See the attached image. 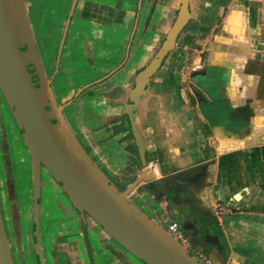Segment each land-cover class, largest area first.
Listing matches in <instances>:
<instances>
[{
    "label": "flooded vegetation",
    "instance_id": "1",
    "mask_svg": "<svg viewBox=\"0 0 264 264\" xmlns=\"http://www.w3.org/2000/svg\"><path fill=\"white\" fill-rule=\"evenodd\" d=\"M116 1L115 4H117ZM171 1H125V9L122 1L120 10L124 12V18L117 15L115 11H113L114 15L108 13L109 9H116L115 4L108 5V0H78L72 14L73 0L69 3L54 2L53 6L49 7L47 20L43 19L46 11L37 9L40 30L37 26L36 36L34 35L36 48L45 76L51 82L55 102L63 107V115L83 148H89L90 154L87 153L101 165L105 157L103 146L113 147L123 143L121 140L123 137H119L120 133L133 137L126 123L127 115L123 112L124 104L121 102L124 98L128 100L129 91L134 86L137 74L151 62L164 45L169 30L177 20L179 8L176 4L171 6ZM233 2L234 0H228L222 5L218 11L219 15L217 14L219 19L214 17V21L206 25L202 39L225 25L228 13L235 6ZM59 9H64V11L59 12ZM190 14L191 19L187 25L192 23L193 26L189 29L202 23L192 16V10ZM189 29L183 30L178 35L175 47L164 57L161 69L174 54ZM216 36L217 33L213 34L210 43ZM107 41L108 44L109 42L116 43L114 51L117 50L114 55H111L114 51L110 53L107 51ZM260 43L264 45V40L260 39ZM197 53L199 54L198 50L192 51L189 60L183 59L182 63L190 60L194 63ZM138 57L143 58L138 59ZM204 62L206 61H202ZM108 63H111L110 68ZM49 65L53 68L52 71L49 70ZM244 70L249 76L253 74L260 76L261 90L264 91V60L260 63H250ZM192 72L189 73L191 79L195 77L212 79L214 75L217 80V78L226 76L225 70L216 71L208 66L203 72L199 70ZM1 99L0 109L4 108L8 112L6 117L0 114V117L4 118L3 121L0 119V204L3 220L14 264H16L14 255L18 239L22 242L23 219L27 220L30 226L33 254L32 257L29 255L28 259L23 260L38 264L34 247L33 160L22 131L14 120L6 101L4 98ZM109 99H114L116 106L109 105ZM216 99L213 100V104H209L212 108L214 104L219 103L218 100L214 103ZM119 104L123 109H115ZM248 108L250 109L249 104L243 107L244 110H249ZM108 110L115 112L108 114ZM72 115L76 119L70 122ZM95 147H99L101 153ZM44 173H46L45 169L42 168L39 233L45 264L47 262L51 264H128L126 260L138 264L87 213L77 211L63 191L56 195L57 199L53 202L54 211H57L56 215L61 221L59 227L53 232L43 234L41 221ZM22 185L30 188L25 198L27 202L21 201L19 197L17 187ZM26 204L30 210L28 218L25 214L27 209L23 208ZM197 215L198 225L196 227L200 231L206 228L211 232L216 231L218 218L215 215L210 212L204 217L201 214ZM75 223L79 224L77 228H75ZM205 224H207L206 227L203 226ZM50 237L52 241L48 247L43 244V240ZM189 237L191 240L192 237L190 235Z\"/></svg>",
    "mask_w": 264,
    "mask_h": 264
},
{
    "label": "crops",
    "instance_id": "2",
    "mask_svg": "<svg viewBox=\"0 0 264 264\" xmlns=\"http://www.w3.org/2000/svg\"><path fill=\"white\" fill-rule=\"evenodd\" d=\"M227 1L216 2L213 18ZM233 3L240 4L243 10L229 23L228 33L223 32L224 26L214 30L217 36L210 43L213 34L202 38L206 25L214 19H199L202 23L189 29L156 77L153 90L143 98L147 162L158 166L159 174L154 182L141 183L130 197L142 199L146 210L155 215L165 209L161 216L173 219L166 215L167 197L151 190L157 181L169 180L173 187L193 192L205 216L209 212L214 215L215 207L220 205L224 210L216 219L225 245V264H264V91L260 76H249L244 70L246 65L264 60V45L249 34L253 26L257 30L253 13L258 1ZM113 11L124 18L120 8L109 9L108 13L114 15ZM197 50L194 63H182ZM206 66L225 70L226 76L218 80L213 91L200 78L189 77L190 72H203ZM214 99V103L218 100L225 105L230 117L227 122L213 113L214 108L210 111ZM108 104L116 106L114 99H109ZM247 104L250 111L245 115L243 107ZM238 109L243 115L238 117L241 128L236 130L232 129V110ZM213 115L217 116L214 120ZM119 137H123L119 146H103V165L120 179L134 178L128 183L130 187L143 167L130 136L120 133ZM216 232L212 233L217 235ZM208 252L216 256L211 247Z\"/></svg>",
    "mask_w": 264,
    "mask_h": 264
},
{
    "label": "water",
    "instance_id": "3",
    "mask_svg": "<svg viewBox=\"0 0 264 264\" xmlns=\"http://www.w3.org/2000/svg\"><path fill=\"white\" fill-rule=\"evenodd\" d=\"M122 1L124 6L125 0H118L117 4L108 0V5L115 4L116 8H120ZM217 1L219 3V0L171 1L170 5L176 4L179 12L167 34V40L151 62L137 74L128 100L124 98L122 101L124 109L121 104L115 108H122L127 115L126 123L132 132L143 167L141 175L128 189L121 191L83 148L63 115V107L55 102L51 82L45 76L36 48L25 0H0V93L22 131L33 160L34 247L38 264H45L39 233L42 168L59 184L77 211L87 213L135 260L142 264H204L136 206L130 194L141 183L154 182L159 174L147 162V144L142 127L143 98L153 90L151 80L158 76L164 57L174 49L178 35L187 27L191 19L190 10L194 18H205L208 10L215 9ZM77 2L73 0L71 14ZM242 10L240 4L230 10L223 28L225 34L230 30L229 23H233ZM241 31L245 33L244 28ZM155 81L156 78L153 84ZM151 190L167 197L166 215L179 225H183L184 221L195 236L202 240L200 248L215 264H225L227 255L220 236L207 228L200 231L196 227L197 214L204 217L205 213L196 205L194 193L179 186L173 187L171 192L153 187ZM17 244L21 246L20 239ZM210 247L216 256L208 252ZM126 261L133 264L130 260ZM0 264H14L1 204Z\"/></svg>",
    "mask_w": 264,
    "mask_h": 264
},
{
    "label": "rangeland",
    "instance_id": "4",
    "mask_svg": "<svg viewBox=\"0 0 264 264\" xmlns=\"http://www.w3.org/2000/svg\"><path fill=\"white\" fill-rule=\"evenodd\" d=\"M110 1L112 3H115L116 0H110ZM125 1L128 2V1H131V0H125ZM255 1H258V6L254 8L253 17L254 18L257 17V19H256L258 21L257 22V30L256 29L254 30L253 29L254 26H253L252 30H250L249 34L252 33L254 36H257V37L253 36V38H255L256 43H258V42L260 43V39L264 40V0H255ZM54 2H67V3H69L70 0H25V5H26V8H27L28 16H29V19H30V22H31V25H32L33 32H34L35 36H36V33H37L36 27L38 26V28H39V24H40L39 23V16L37 15V11H38L37 9H39L41 11L44 9L46 11L43 14V19L47 20L48 19V14L50 12L49 7L53 6ZM60 11L63 12L64 9H59V12ZM216 11L217 10H215V9L208 10L206 12V18H213L212 15ZM41 21H42V19H41ZM43 25H44V23H43ZM43 25H41V27H43ZM192 26H193V24L189 23L187 25V27L185 28V30H188ZM218 29L219 28H217V30ZM39 30H40V28H39ZM44 30H45V28H44ZM115 47H116V43L109 42V44H108V41H107L106 48H107V51L109 53L114 51ZM118 47H119V45H118ZM115 51L111 55H114ZM197 56H198V53L195 55V57H197ZM141 58H143V57H140V58L138 57V59H141ZM191 61H190V63H192ZM108 65H109V68H110L111 67L110 66L111 63H108ZM48 67H49V70L52 71L53 68L50 65ZM155 78L154 77L152 78L151 84L154 82ZM200 80L205 83V86H207V87L211 86L210 89H211V91H213L215 89V84L218 83L219 78H217V80H216L215 76L213 75L212 79L200 78ZM132 81H133V79L131 78V82ZM132 85L133 84H131V86ZM61 86L62 85L60 84V87ZM214 94L218 95L219 91L217 90ZM214 94H212V95H214ZM1 98H2V95L0 93V99ZM220 104L217 103V105H220ZM220 107H224L225 108V105L222 104ZM211 109H213V108H210V111H212ZM214 112H215V109L213 110V113ZM223 112L226 114L225 109L223 110ZM7 113L8 112H6V110L4 108L0 109V114H4L5 117H6V115H8ZM72 113H74V112H72ZM4 115H3V117H4ZM217 116L219 117L218 114H217ZM217 116L213 115L212 116V120H214L215 117H217ZM222 118H223L222 120L224 122L228 121V119H226L225 115H222ZM0 119H2V121H3L4 118L0 117ZM75 119L76 118L74 117V115H72V117L69 119V121L73 122ZM129 136L131 137V141L133 143L132 147L137 151L136 144L134 142V138L131 135H129ZM95 149L98 152L101 153V149L99 147H95ZM85 150L90 154L91 150L89 148H87V149L85 148ZM100 155H102V154H100ZM95 163L107 175V177L110 179V181L114 185H116L121 191H124V189H128V187H129L128 183H130L134 179V178H130V179L122 178V179H120L121 177H119L117 175H114L111 171L107 170L103 165L99 164L97 161ZM140 163H141V160H140ZM153 186L155 187V189H163V190H165L167 192H169V191L171 192V190L173 188V186L171 185V182L169 180L157 181L156 184H154ZM17 188H19V190H18L19 192L18 193H19V197H20L21 201L24 200V201L27 202V200H25V198L27 197L28 191H29L30 188L25 187L24 185L18 186ZM60 192H62V191H61V188H60L59 184L53 178H51L47 173H44L43 197H42L43 211H42V221H41L42 222L41 229H42V233L43 234H45V233L48 234L50 232H53V231L57 230V228L59 227V223L61 221L58 218V216L56 215L57 211L56 212L54 211L53 202L57 199L56 195H58ZM131 201H133V203L136 204V206H138L141 210H143V212L145 214H147L150 218H152L158 224H160L161 228L168 233L167 226L165 224H163L161 219L158 217V216L163 215L162 212L165 211V209L159 210V213L157 214L158 215L157 216V215H155V213L146 210V208L144 207V201L142 199H137V198L133 197V198H131ZM52 204H53V206H52ZM23 208H25V210L27 209L25 211V214H26V217L28 218L30 216V210L28 209L27 204L24 205ZM163 213L165 214V212H163ZM171 220H174V219H171ZM23 222L24 223H23L22 231H21V236H22V242L21 243L22 244H21L20 247H18V244H17V248L15 249L16 253L14 255L15 256V261H16V264H24V263L33 264L29 260H25V262L23 260L24 258H27L29 255L31 257L33 255L32 254V249H31V242H30V226H29V223L27 222V220L24 221V219H23ZM75 226H76L75 228H77V226H79V224L77 225V223H75ZM181 229L184 231L185 236H189V235L192 236L190 244L186 245L187 247H185V246L184 247L187 248V250L191 254H193L195 256L197 249L200 248V246L202 244V240L199 237L195 236L193 231H191L188 228L187 224L184 221H183V225L181 226ZM51 241H52V238L50 237L48 239L43 240V244L49 247V245H51ZM177 241L182 245V241L181 240H177ZM135 261L138 264H142V262H140V261H137V260H135ZM47 264H51V262L50 263L47 262Z\"/></svg>",
    "mask_w": 264,
    "mask_h": 264
},
{
    "label": "built area",
    "instance_id": "5",
    "mask_svg": "<svg viewBox=\"0 0 264 264\" xmlns=\"http://www.w3.org/2000/svg\"><path fill=\"white\" fill-rule=\"evenodd\" d=\"M157 168L156 165H151L153 171H157ZM214 210V215L219 218L224 209L222 206L217 205ZM161 221L167 226L168 233L176 240H181L183 246L187 247L186 245L190 244V237L185 236L184 231L181 229V226L177 221L171 220L167 216H161ZM195 256L204 264H215V262L201 248L197 249Z\"/></svg>",
    "mask_w": 264,
    "mask_h": 264
},
{
    "label": "trees",
    "instance_id": "6",
    "mask_svg": "<svg viewBox=\"0 0 264 264\" xmlns=\"http://www.w3.org/2000/svg\"><path fill=\"white\" fill-rule=\"evenodd\" d=\"M216 103V102H215ZM221 105H217V104H214V109H215V112H216V114H218L219 115V117H221L222 118V115H224L225 113L223 112V110L225 109L224 107H220ZM213 109V110H214ZM249 109V108H248ZM246 111V112H245ZM250 111V109L249 110H244L243 112H245V115L246 114H248V112ZM243 112H240L239 111V109L238 110H232V114L233 115H235V117H234V119H235V122L233 123L234 125H233V127H232V129L234 128V129H236V130H239V128H241V125H240V123H239V116L242 114L243 115ZM223 113V114H222ZM227 113V112H226ZM248 116V115H247ZM246 116V117H247ZM225 117H226V119H229L230 117H228V114H226L225 115ZM232 118V117H231ZM233 119V120H234ZM216 233L220 236L222 233H221V230L220 229H216ZM221 237V236H220Z\"/></svg>",
    "mask_w": 264,
    "mask_h": 264
}]
</instances>
